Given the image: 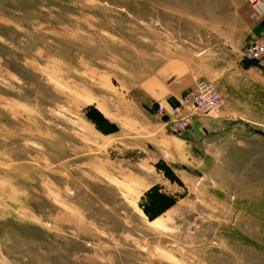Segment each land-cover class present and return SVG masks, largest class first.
Listing matches in <instances>:
<instances>
[{
    "label": "rangeland",
    "instance_id": "1",
    "mask_svg": "<svg viewBox=\"0 0 264 264\" xmlns=\"http://www.w3.org/2000/svg\"><path fill=\"white\" fill-rule=\"evenodd\" d=\"M258 3L0 0V264H264Z\"/></svg>",
    "mask_w": 264,
    "mask_h": 264
},
{
    "label": "built area",
    "instance_id": "2",
    "mask_svg": "<svg viewBox=\"0 0 264 264\" xmlns=\"http://www.w3.org/2000/svg\"><path fill=\"white\" fill-rule=\"evenodd\" d=\"M252 16L255 19H264V6L260 3L254 5ZM245 59L249 62L264 64V35L254 40ZM264 85V65L262 68ZM223 95L217 86L207 80H200L190 94L185 95L176 102L159 104L158 114L168 121L169 127L177 132H183L195 117L200 115H213L224 107Z\"/></svg>",
    "mask_w": 264,
    "mask_h": 264
}]
</instances>
